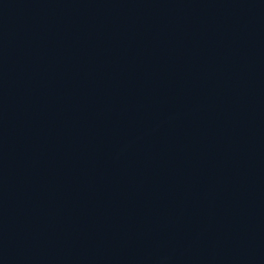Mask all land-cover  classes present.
Instances as JSON below:
<instances>
[{
  "label": "water",
  "instance_id": "95a60500",
  "mask_svg": "<svg viewBox=\"0 0 264 264\" xmlns=\"http://www.w3.org/2000/svg\"><path fill=\"white\" fill-rule=\"evenodd\" d=\"M0 264H264V0H0Z\"/></svg>",
  "mask_w": 264,
  "mask_h": 264
}]
</instances>
